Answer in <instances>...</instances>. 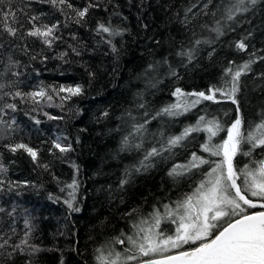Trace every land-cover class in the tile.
I'll use <instances>...</instances> for the list:
<instances>
[{
	"label": "snow or ice",
	"instance_id": "snow-or-ice-1",
	"mask_svg": "<svg viewBox=\"0 0 264 264\" xmlns=\"http://www.w3.org/2000/svg\"><path fill=\"white\" fill-rule=\"evenodd\" d=\"M32 4L48 6L63 19L48 21L45 19L47 13H34L31 10ZM101 7V0H86L79 8L71 0H22L19 7L13 0H0V50H7L4 47L7 37L9 47L20 49L35 60L39 54L31 55L29 39L41 44L42 51L52 50L64 40L62 29L70 24L85 27L92 11ZM112 7L116 9L119 6ZM258 7L264 8V0H219L218 3L215 0H187L183 11L175 14L177 23L185 33L181 40L175 37L168 40L169 55L177 59L178 66H173L168 56L147 63L137 77L144 79V91L157 89L162 82L159 69L164 65L168 66L169 77L180 80L182 77L178 68L188 70L199 67L200 61L205 58L202 53L206 48L207 58L213 60L218 54L217 46L229 33L235 34L236 38L228 41V47L241 55V59L239 63L235 59L227 60L220 83L210 84L205 90L188 92L175 87L171 92L174 101L155 112L150 110L144 91L137 92L135 97L140 102L125 109L117 118L120 121L117 128L109 130L119 135L113 158L126 157L130 162L124 166L115 188L108 186L110 200L119 195L123 203L126 190L138 176L170 160L176 155V150L186 149L197 136L203 134V142L199 145L202 154L192 151L186 163H173L167 171L174 184H179L183 179L191 180L197 175L200 178L191 183L189 190L176 200L154 206L146 216L137 208L124 212L122 218H127V228L95 249L97 264H264V99H261L264 97V70H254V66L264 64V49L255 48L252 44L254 32L257 27H264V22L254 26L251 19ZM113 15L122 14L114 10ZM92 31L99 38L98 44H106L109 52L118 59L121 48L118 47L117 38L122 39L128 29L113 24L109 19L107 22L96 21ZM70 39L78 41L77 33L72 32ZM155 44L159 46L161 41L155 40ZM68 49L75 56L82 54L79 43H69ZM70 53L62 51L54 58L67 62L65 58ZM43 59L46 60L47 56ZM19 65L20 61L12 55H8L0 65V140L9 141L0 146L13 156L26 154L34 166L33 170L40 168L48 172L51 165L43 162V149L23 140L12 142L18 126L14 117H5L9 112L18 110L17 100L20 104H32L31 110L36 111L43 100L52 101L55 94L61 101L56 106L63 109L64 103L85 96L86 89L83 84L77 83L41 85L36 90L24 92L17 86L18 78L22 75L15 70ZM9 74L17 79L6 80ZM88 76L90 85L95 73L89 71ZM245 77L247 79H242ZM254 93L258 94L255 96L257 102L252 105ZM4 98L12 102H6ZM205 102H230L234 107L224 116H229L231 112L234 118L225 121L212 114ZM246 103L254 109L251 117L245 113ZM194 110V123L184 124L179 132L168 131V127L179 117ZM79 113V109L74 112L75 115ZM43 114L49 120L64 119L63 116H52L47 112ZM109 115L107 109L103 110L97 122L107 119ZM31 118L35 124L41 123L34 116ZM158 119L162 122L161 128L151 132L150 125ZM221 133L225 135L221 136ZM62 140L69 141V138L57 136L51 141L48 148L50 155L59 153L58 158H66L74 151L70 141L63 143ZM76 143H79V137ZM241 156L247 158L242 167L238 159ZM70 166L74 170L70 183L61 184L57 177H53L60 185V193L66 195L48 193V199L53 203L62 201L69 213H78L81 211L77 198L80 168L74 161ZM8 172V164L0 154V194L14 193L20 196L22 189L43 188L42 184L28 180H11ZM5 211L0 207V213ZM16 211L13 208L7 212L13 218V224ZM24 226V236L18 243H12V237H5L0 230V264H15L18 256H27L25 264H33V258L41 249L30 243L34 225L27 214ZM11 231L15 234L14 227ZM115 245H120L122 250Z\"/></svg>",
	"mask_w": 264,
	"mask_h": 264
},
{
	"label": "trees",
	"instance_id": "trees-1",
	"mask_svg": "<svg viewBox=\"0 0 264 264\" xmlns=\"http://www.w3.org/2000/svg\"><path fill=\"white\" fill-rule=\"evenodd\" d=\"M17 7L21 6L22 0H13ZM76 7H82L86 0H71ZM219 2V0H215ZM187 0H101L102 7L95 9L89 16V22L85 27L69 25L62 29L63 42L58 43L52 50L43 49L38 42L29 39L31 55H37V59H30V55L24 54L20 49L8 46V38L5 37L4 47L6 51L0 50V65L4 63L8 55H12L20 61L16 71L22 75L18 78V87L24 92L36 90L39 86L48 85H74L83 84L86 94L83 97L73 98L64 103L63 109L57 107L61 101L53 94V100L42 101L36 111H32V104H20L19 100L16 112H9L5 119L12 117L16 120L17 131L13 134L14 141L23 140L33 147L42 148L41 158L44 163L51 165L50 171L43 169L35 170L30 158L26 154L13 156L10 152L0 146V154L3 161L8 164V178L11 180H28L34 184L43 185L42 189L29 187L22 189V194L16 196L14 193L0 194V207L5 213H0V230L5 237L11 236L12 243H18L24 236V219L26 214L34 225V231L30 236V243L41 249L33 258V264H97L95 249L100 247L113 236H118L121 230L127 228V218H122L123 213L137 208L142 215H147L154 206L169 203L176 200L184 192L189 190V185L195 183L200 177L194 176L191 180L183 179L179 184H174L167 176L168 169L173 163H186L190 153H200L199 145L203 142V134L188 145L186 149L176 150V155L170 160L157 164L149 173L138 176L135 182L126 190L124 202L121 203L120 196L114 200L109 199L108 186L115 188L120 175L129 158H113L119 135L109 132L116 129L120 121L117 119L125 111L140 102L135 94L145 90L143 78L137 79L144 70L147 63L152 60H161L168 56L173 66H178L175 57L169 55L170 46L168 40L175 37L177 40L184 38L185 33L176 21V13L182 12ZM112 5L119 7L113 9ZM107 7V11H105ZM31 10L47 13L45 19L53 21L63 19L58 13L45 5L32 4ZM118 11L121 16L113 15ZM111 20L113 24L127 28L124 37L117 38L121 53L117 59L109 52L106 44H98V37L92 29L96 21ZM254 26H260L264 22V8H257L255 16L251 17ZM147 25V27H145ZM248 27L247 24L244 25ZM76 32L78 41H72L70 35ZM236 38L235 34L229 33L223 38V43L217 46V55L213 60L207 58V48L202 53L205 57L200 61L199 67H191L186 70L178 68L181 79L175 80L167 75L168 66L159 69V79L162 81L157 89L144 91V98L150 105V110L155 112L160 107L172 103V90L179 86L185 91L205 90L210 84L220 83V76L226 61L235 59L240 62L241 55L236 54L228 47V41ZM155 40L161 41L157 46ZM17 43H20L17 41ZM79 43L81 56L70 53L68 44ZM252 44L255 48L264 49V27H257L254 32ZM69 51L65 61L54 58L62 51ZM47 56L44 60L43 57ZM247 59V56L243 57ZM254 70H264V64L254 66ZM94 72L95 78L89 85L88 72ZM10 74L6 80H15ZM242 79H247L242 78ZM251 87V81H248ZM10 89H5L8 91ZM253 94L252 105L257 102ZM264 99V97H261ZM6 102L9 101L4 98ZM209 105V111L218 115L225 121H230L233 114L224 116L225 112L234 106L230 102ZM71 109V111H70ZM79 109V115L75 110ZM107 109L110 113L107 119L97 122L99 114ZM245 113L251 117L253 107L245 104ZM52 116H63L62 120H49L43 113ZM27 113V114H26ZM39 119L41 123L35 124L31 117ZM196 119L195 110L186 116L179 117L175 123L168 127L170 132H179L184 124L194 123ZM167 120V118H165ZM162 126L161 120H155L150 125L151 132H157ZM86 129V131H81ZM223 136V133L220 134ZM57 136H67L73 144L74 151L67 157L52 156L48 152L51 141ZM79 137V143L76 138ZM69 141H63L67 143ZM9 141L0 140V145ZM202 154V153H200ZM240 165L245 157H238ZM15 161V163H10ZM75 162L80 172L77 176L80 188L77 193L78 206L81 211L69 213L66 205L61 201L53 203L48 199V193H60L54 176L61 184L70 183L74 170L70 166ZM243 164L241 165V167ZM206 167V166H205ZM16 208L15 224L13 218L7 215L8 211ZM26 210V211H25ZM161 211L163 209L161 208ZM103 222V223H102ZM15 228V234L11 228ZM122 250L120 245H115ZM27 256L15 258V264H25ZM11 264V262H9Z\"/></svg>",
	"mask_w": 264,
	"mask_h": 264
},
{
	"label": "rangeland",
	"instance_id": "rangeland-1",
	"mask_svg": "<svg viewBox=\"0 0 264 264\" xmlns=\"http://www.w3.org/2000/svg\"><path fill=\"white\" fill-rule=\"evenodd\" d=\"M224 135H225V133H223V136H224ZM62 142H63V140H62ZM244 162H245V161H244ZM244 162H243V163H244ZM243 163H242V164H243ZM242 164H241V165H242ZM241 165H240V166H241Z\"/></svg>",
	"mask_w": 264,
	"mask_h": 264
}]
</instances>
